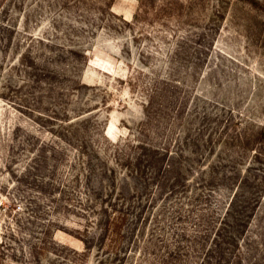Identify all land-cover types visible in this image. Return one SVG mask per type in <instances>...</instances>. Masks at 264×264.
Instances as JSON below:
<instances>
[{
	"label": "rangeland",
	"instance_id": "rangeland-1",
	"mask_svg": "<svg viewBox=\"0 0 264 264\" xmlns=\"http://www.w3.org/2000/svg\"><path fill=\"white\" fill-rule=\"evenodd\" d=\"M0 24V264H165L195 231L220 242L186 264H264V0H0ZM101 205L126 211L118 256L79 232ZM46 239L66 248L30 255Z\"/></svg>",
	"mask_w": 264,
	"mask_h": 264
},
{
	"label": "trees",
	"instance_id": "trees-1",
	"mask_svg": "<svg viewBox=\"0 0 264 264\" xmlns=\"http://www.w3.org/2000/svg\"><path fill=\"white\" fill-rule=\"evenodd\" d=\"M3 27H6L8 26V23H3L2 25ZM0 27H1V24H0ZM112 144V143H110ZM114 145V149L115 150H118V149H121L122 147V144L119 145V144H113ZM126 145V149H129V152L126 151V155L130 157V154L132 153L131 151H137V150H141V149H146L147 147L146 146H149V144L147 143H144V142H141V141H136V142H130V140L125 144ZM171 144L168 143V145L165 147H152L150 148L149 150L154 152V153H159L160 155V159L158 160L159 162H162L160 165L163 164L164 166V160H171L173 159L175 156H173V154H176L177 157H182V153H174L171 151ZM185 153H189L187 151H184ZM192 152V150H190V153ZM147 156V155H146ZM142 157H137V161L138 163H140ZM122 160H124V163H120L121 166H125V167H130L129 166V160L128 158L124 157ZM140 165V164H139ZM155 167H158L157 165L155 166L154 165V168ZM162 168V167H161ZM166 172H167V175H168V172L169 173H172L173 171L177 172L176 171V167H174V165L171 163V164H166L165 163V167H163ZM170 168V170H169ZM108 171H111V169H107ZM231 173L229 172L228 175L225 177L227 179H229V175ZM180 169H179V172H177V175H175L172 180L176 181L177 184L173 185L169 191L166 193L167 196L171 195L172 193H174L178 188L180 187H187L186 184H182L180 183ZM154 180H159L158 184L156 187H153L151 189H154L152 191L151 194L149 195H146V197H149L147 198L145 201L144 200V197H142L141 199V203L143 202V204L140 206V211L139 213L142 214V213H146L143 212L144 208L146 207L147 209L150 208L152 205V208H155V203H156V200L158 199L157 195L158 193H161V191H164L165 189L168 188V181H169V176H168V179L167 181H165V178L162 176L160 177V168L158 171L155 172V177H154ZM234 181V180H233ZM241 183L242 181L240 182L239 184V187H238V190L239 188L241 187ZM234 185H236L235 183H233ZM131 194H129L128 196H136V197H139L140 194L139 192L137 191V189H135L134 187H131ZM148 189V188H147ZM146 189V190H147ZM238 190H236V192L233 194V197L231 198L229 204H228V207L225 208V211H224V216H223V219H222V225L225 224V219L227 216H229L231 214V210H232V207H233V203L235 201V199L237 198V194H238ZM118 199V197H116V200ZM88 200V199H86ZM84 203V199H82L81 201V204ZM111 204L114 205V202L111 201ZM87 206V205H86ZM157 207V206H156ZM103 210L102 212V215L104 213L105 216V220H104V224L103 226L101 227L102 230H105V231H98V233L96 231L94 232H91V231H79L81 233V236H82V240L84 241L85 243V246L86 248H90L88 247V238L89 237H95L97 239H99L101 241V246H103L104 248L106 249H109V254H114L116 256H118V252H123V248H121V245L123 244L122 243V239L124 238V234H125V231H122V228L125 224V221H126V218H127V214H126V211H122L118 208H116L115 206H111L110 209L108 210L107 207H103L101 205V208ZM111 211V212H110ZM100 216H101V213H99ZM181 217H179L180 219ZM202 222L204 225H207L208 224V221L205 220V219H202ZM145 232V231H143ZM48 231H45V234H47ZM212 235H215V237H212ZM186 236H191V235H186V234H181L180 235V238L181 240H185L186 239ZM84 237V238H83ZM138 237V236H137ZM207 238H210L208 240H210V243L209 245H204L203 243H200L201 239H203V241H206ZM221 238V233L220 231H195L194 235H192V241H191V249L192 251H198L197 253H201L203 254V250L205 251V257H203L202 259V262H205L207 261L208 263H211L210 262V259H206V256L208 254H212V253H215V249L214 247H217L219 245V242H220V239ZM225 243L227 245H231L232 243L228 240L225 241ZM10 244V243H9ZM9 244H7L5 242L4 244V240H2L0 242V245L5 248L6 246H10ZM53 245V248L51 247ZM139 245V244H138ZM200 250H197L198 248H201ZM30 255H32L33 253H44V252H49L50 254L52 255H56V256H60V251H62L63 249L66 248L65 245H62L60 243H58L56 240L54 239H51V241H48L46 239L45 242H41V243H38V242H34V243H31L30 244ZM51 248V249H50ZM184 251L182 249V247H177V249H174L173 251H171L169 254L171 256L170 260L169 261H164L165 264H186V261L183 260V256H186L188 255L187 253L188 252H192L190 250H187L186 253L184 254ZM220 251V250H219ZM74 253L76 254L77 251H74ZM124 254H126V252H124ZM168 254V255H169ZM221 255V254H220ZM166 260V259H164Z\"/></svg>",
	"mask_w": 264,
	"mask_h": 264
}]
</instances>
